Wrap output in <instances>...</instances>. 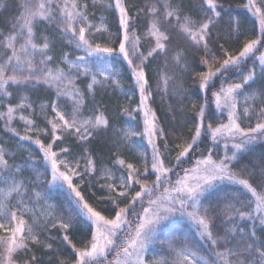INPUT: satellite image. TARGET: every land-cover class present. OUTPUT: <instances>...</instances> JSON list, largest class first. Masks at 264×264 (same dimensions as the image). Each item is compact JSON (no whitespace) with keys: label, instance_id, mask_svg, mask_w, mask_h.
Here are the masks:
<instances>
[{"label":"snow or ice","instance_id":"6c2138e0","mask_svg":"<svg viewBox=\"0 0 264 264\" xmlns=\"http://www.w3.org/2000/svg\"><path fill=\"white\" fill-rule=\"evenodd\" d=\"M9 3L11 0H0V10ZM97 6L116 15V33L109 32L103 18L99 25L90 19V7ZM243 7L255 18L250 30L253 35L233 54L216 43L213 29L227 15L228 31L239 33L241 21L231 11L225 12L218 0H202L196 12L199 20L180 4L174 6L173 0H156L143 8L127 0H20L19 15L10 22V30H0V118L20 140L38 146L47 165L44 175L51 176L48 183L66 188L71 201L63 212L48 203V198L30 188V182L22 176L15 162L17 154L0 143V264H38L36 246L56 252L65 243L74 259L60 264H264V157L259 165L249 162L241 166L240 160L251 145L264 141V0H247ZM141 23L143 36L150 41L143 51L138 32ZM95 33L115 36L118 47L111 46V39L108 44L95 43L90 39ZM177 35L183 36L186 46L197 54L203 53L198 60L193 57V63L204 66L205 71L194 75V70L188 71V56L175 43ZM65 44L84 55L72 56L63 50L56 55L57 46ZM158 59L164 64L153 86L146 69L150 60ZM120 60L130 69L134 92L139 95L135 108L122 111L133 120L142 116L143 131L114 130L110 151L116 149L111 161L120 172L116 175L103 157L93 158L87 148L77 156L73 149L111 127L104 114L107 109L95 99L94 89L96 85L120 87V72L113 66ZM184 71L203 91L204 103L196 113L190 139L179 136L173 140L174 164L169 167L165 164V159L172 157L169 137L149 101L154 98V89L165 94L184 92ZM232 76L238 81L227 82ZM78 81L85 83L83 91ZM13 86L19 102L4 104L5 98L13 96L9 91ZM38 87L55 95L39 105V112L28 95L20 94ZM86 95H92L91 107L85 104ZM224 114L227 122L221 120L214 125L213 119ZM33 115L43 117L48 127H38ZM16 120L24 124L23 136L12 127ZM41 135L49 142L41 140ZM133 137H146L152 149L150 161L141 153L142 170L120 158L121 145ZM72 138V148L60 147ZM161 138L164 153L157 143ZM221 141L224 154L215 158ZM28 159L34 161L31 153ZM150 174H155L151 184L139 179ZM100 179L106 183L100 184L99 190L115 195L100 197L94 206L81 186L89 188ZM222 182L239 185L244 193L216 202L207 200L206 194ZM133 184L139 187L134 195L128 191ZM100 203L112 207L100 210ZM105 212H114V216L109 218ZM177 214L195 225L200 239L209 247L194 250L187 237L181 240L174 236L167 241L168 257L149 258L150 245L161 226ZM81 220L91 229V238L77 247L69 232ZM239 221L251 222V227L247 223L240 226ZM53 229L62 234L57 246L48 242L53 239L48 235Z\"/></svg>","mask_w":264,"mask_h":264},{"label":"trees","instance_id":"16d2710c","mask_svg":"<svg viewBox=\"0 0 264 264\" xmlns=\"http://www.w3.org/2000/svg\"><path fill=\"white\" fill-rule=\"evenodd\" d=\"M127 2L131 5H136L143 8L145 4L156 2V0H127ZM162 2L163 0H160V3ZM218 2L224 5L225 12L231 11L232 16L241 21V26L239 33H230L228 31L229 26L226 23L228 16L224 15L223 20L219 23V27L213 29L214 38L216 39V43L223 45L229 52L236 54L241 49L244 41L252 37L253 34L250 30L255 18L248 11V9L243 7V5L247 3V0H218ZM173 3L174 6L177 3L180 4L187 14L193 16V19L199 20L201 18V16L196 15V12L198 11L199 6L202 4V0H173ZM19 4L20 0H11V3H9L5 9L0 10V30L5 32L10 30V22L14 17L19 15ZM157 6L159 7V4ZM89 11L93 13V15L90 16V19H92L94 24L99 25L101 18H103L104 23H106L109 28V32H117L116 15L112 12V10H105L97 6L96 8L90 7ZM143 19L145 18L141 17L142 21ZM143 31V24L141 23V25L138 26V32L141 33L142 51L146 50L150 46V41L144 38ZM90 39L94 40L95 43H100L102 45L108 44L111 39L113 41L111 46L118 47V38L115 36L110 38L107 33H95L93 37H90ZM175 43L178 44L180 49L184 50L185 54L188 56V71L194 70V75L195 72L206 70L204 66H198L197 63H193V57L198 60L199 56L203 55V53L197 54L195 50H192L190 47L186 46L187 42L183 36L177 35ZM61 50L69 52L72 56L84 55L82 51L74 52L72 48L68 47L66 44L62 47L58 45L55 54L59 55ZM251 63V61L248 62L249 66H251ZM163 64V59L150 60L149 62L146 70L150 74V82L153 84V86L158 79L156 73L163 68ZM113 66L120 72V76L118 77L120 80V87L115 88L112 86L96 85L94 89L95 99L99 101L102 108L107 109L104 114L105 116H108L111 127L95 136V138L90 137L89 143H86L79 148H74L73 151L75 155L79 156L83 154L84 148H87V150L92 153L93 158L97 156L103 157L104 163L109 168H112L116 175H120V172H118L116 168H113L111 162L115 159L116 149L112 148L110 151V138L112 137L114 130L117 129L132 128L137 132H142L143 118L140 116L133 120L132 118L125 115V113L122 111L124 108H128L129 110L135 108L139 103V95L138 92H134V78L131 76L130 69L127 67L126 62L122 60L114 61ZM188 71L181 73V83L185 89L184 92L180 93L179 95L176 93L165 94L157 93L154 89V98L153 100L149 101L151 107L155 110L156 115L159 118L160 126L164 128L165 135L169 137L168 143L170 151H172L171 145L176 137L182 136L185 139H190L194 129L196 113L199 110V106L204 103V93L202 90H198V85L188 75ZM246 71L247 69H245V72ZM259 71V67L257 66V72L259 73ZM257 79L259 81V76ZM231 80L238 81V77L232 76L230 81L227 82H231ZM88 82H90V80ZM78 84L83 91L86 86L85 83L78 81ZM253 87H258V84L253 85ZM215 90L217 89H212V91ZM9 91L13 92V96L5 98L3 101L4 104L18 103L19 97L16 94L15 86L10 87ZM49 92L50 90H47L46 88L38 87L31 91L22 90L20 94L28 95L34 102V107L37 109V112H39V105L41 103L55 98L54 92H52L51 95H49ZM91 99L92 95L85 96V104L89 107H91ZM193 105H196V107L194 108ZM0 110H3V108H0ZM25 115H28V113L26 112ZM32 119L36 120L38 127H48L43 117H37L36 115H33ZM221 120L227 122L226 114L214 118V125L221 122ZM4 124L5 122L3 118H0V143H3L10 152H15L17 154L15 162L21 167L22 176L27 178L30 183H33V185L38 188L39 192L48 198V203L55 204L57 208L63 212L70 206V194L66 188H60L48 183V181L51 180V176L50 174L44 175L47 165L42 159L43 154L39 150L38 146L32 141L20 140L19 137H17L14 133L8 131V129L4 127ZM12 127H15L17 131L20 132L21 136L24 135L25 129L22 121H13ZM39 138L44 140L45 143L49 142V139L44 135H41ZM74 139L75 138H72L65 144H61L60 147L72 148ZM162 141L163 138L157 140V143L161 145V152L164 153ZM179 142L180 141H177V143ZM77 143L79 142L77 141ZM208 143L209 146H211V142L209 141ZM21 145L23 147H21ZM55 147L56 146L54 145V148ZM216 151L219 155L215 158L223 156L224 148L221 142ZM151 152L152 149L151 146L148 145L146 137H133L130 142L121 145L119 154L121 159H124L128 163L134 164L137 168L142 170L143 157L141 156V153H145L148 160L150 161ZM29 153H31L32 157H34V161H29ZM229 154H231V149ZM174 156L175 152L172 151V157L165 159L166 166L171 167L174 164ZM262 157H264V141H257L250 146L249 150L245 151L240 156V160L243 162L241 166H243V164H248L249 162L259 165ZM69 159H71V157H69ZM81 165H83V160H81ZM48 171L50 173V169H48ZM256 171L259 172V168H257ZM98 175L99 173L94 174V176ZM139 179L147 180V182L151 184V182L155 180V174L140 176ZM173 180H175V176H173ZM74 182H78V179L74 178ZM93 183L94 186L85 188V186L82 185L81 188L84 191L86 199H88L90 203H93L94 206L100 197L106 198L109 195H115L114 193H109L107 190H99V185L106 183L105 180L100 179L98 184L95 183V181ZM122 190L123 189H118V191ZM128 191L134 195L135 191H139V187L133 184V188L129 189ZM238 193H244V190L239 185L231 184L229 182H222L218 184L212 191L207 193L206 198L209 201L216 202L217 200H223L225 197H231ZM243 198L244 196L241 195V199ZM146 199L147 197L145 200ZM145 206H147L146 203ZM237 206L239 207V205ZM105 207L111 208L112 205H107L104 203L99 204L100 210H103ZM104 214L109 218L114 216V212H105ZM245 223H247L248 227H251V222L239 221L240 226H244ZM48 235L53 237V239L48 242L53 243L54 246H57V238L62 234L53 229L50 231V233H48ZM69 235L71 236L73 243H75L77 247H80L82 246V241L86 242L91 238V229L88 227L85 221L81 220V222L76 224L74 229L69 232ZM260 235L261 227L257 221V236L259 237ZM174 236L180 238L181 240H183L184 237H187L189 244L195 245L194 250L201 249L202 246L204 248L209 247L206 241H202L200 239L193 223L186 219L173 220V222L167 223L161 230L158 231L156 241L150 245L149 258L152 256L168 257L170 253L168 251L167 241ZM179 246L180 245L177 244V247ZM58 247V251L52 252L49 249H41L39 246H36L34 248V253L38 258V264H60L61 261L68 262L71 259H74V256L71 255L72 250L70 246L65 243L60 244ZM201 254L207 255L204 252H201Z\"/></svg>","mask_w":264,"mask_h":264},{"label":"rangeland","instance_id":"374dc122","mask_svg":"<svg viewBox=\"0 0 264 264\" xmlns=\"http://www.w3.org/2000/svg\"><path fill=\"white\" fill-rule=\"evenodd\" d=\"M221 143L223 144L224 142L223 141H221ZM229 147H230V149H231V143H229ZM232 150V149H231ZM28 180V179H27ZM29 187L30 188H34L35 189V191H38L39 192V190H38V188H36L35 187V185H33V183H29ZM162 191V190H161ZM41 203L43 204L44 202L43 201H41ZM26 219H27V217H26ZM184 220V219H186V220H188V221H190L186 216H180L179 214H177V215H175V216H173L169 221H167V222H165L162 226H161V228H160V230L163 228V226H165L167 223H169V222H173V220ZM191 222V221H190ZM192 223V222H191Z\"/></svg>","mask_w":264,"mask_h":264}]
</instances>
